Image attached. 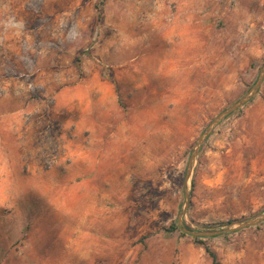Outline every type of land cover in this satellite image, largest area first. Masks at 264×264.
<instances>
[{
  "label": "rangeland",
  "instance_id": "1",
  "mask_svg": "<svg viewBox=\"0 0 264 264\" xmlns=\"http://www.w3.org/2000/svg\"><path fill=\"white\" fill-rule=\"evenodd\" d=\"M263 62L264 0H0V264H264L178 224ZM187 184L191 230L264 211V78Z\"/></svg>",
  "mask_w": 264,
  "mask_h": 264
},
{
  "label": "water",
  "instance_id": "2",
  "mask_svg": "<svg viewBox=\"0 0 264 264\" xmlns=\"http://www.w3.org/2000/svg\"><path fill=\"white\" fill-rule=\"evenodd\" d=\"M263 78H264V62L262 63V65L259 69L256 81L251 86V88H249L245 92V94H243L234 103H232L231 105H229L226 108H224L223 110H221L214 118H212V120L205 126V128L203 129V131L201 132V134L197 138L196 143L193 146V149L191 150L189 160L187 163V167H186V172H185L184 206H183L182 210L180 211V213L178 214V224L180 225V227L183 231L190 233L192 235H196V236L215 235V234H219L222 232L234 231V230L244 228L247 226H252V225H255V224L261 222L262 220H264V211H262L261 213H259L258 215L254 216L250 219L234 221V222H231V223H229V224H227V225H225L219 229H214V230H211V229L191 230V229L187 228L186 226H184V224L182 222L183 213H184V211L187 208L188 203H189L190 191H189L187 182L190 178V174H191V170H192V166H193L195 157H196L202 143L206 140V138L211 133V131L213 130V128L215 127L216 124H218L227 115H229L231 112H233L234 110L239 108L241 105H243L245 102H247L248 100H250L253 97V95L258 91Z\"/></svg>",
  "mask_w": 264,
  "mask_h": 264
},
{
  "label": "trees",
  "instance_id": "3",
  "mask_svg": "<svg viewBox=\"0 0 264 264\" xmlns=\"http://www.w3.org/2000/svg\"><path fill=\"white\" fill-rule=\"evenodd\" d=\"M176 228H177L176 223H172L165 230L166 231H172V230H174ZM195 238H198V237H195ZM205 249H206L207 253L211 256L213 263L214 264H218V262L216 261V257H215L214 252L211 251L208 247H205Z\"/></svg>",
  "mask_w": 264,
  "mask_h": 264
},
{
  "label": "crops",
  "instance_id": "4",
  "mask_svg": "<svg viewBox=\"0 0 264 264\" xmlns=\"http://www.w3.org/2000/svg\"><path fill=\"white\" fill-rule=\"evenodd\" d=\"M29 110H36V108H34L33 106L32 107H30V108H28ZM81 111H82V115H84V108H82L81 109ZM34 114V113H33ZM39 115H41V117H42V115L43 114H47V113H43V111H40L39 113H38ZM78 119V117L75 119V120H77ZM73 120V119H72ZM40 121H41V119H40ZM43 135H42V137H44L46 134H47V132L46 131H43ZM49 137V135L47 136V138Z\"/></svg>",
  "mask_w": 264,
  "mask_h": 264
}]
</instances>
